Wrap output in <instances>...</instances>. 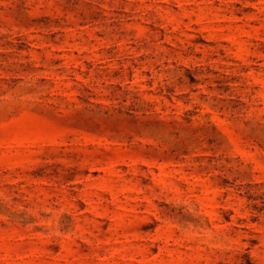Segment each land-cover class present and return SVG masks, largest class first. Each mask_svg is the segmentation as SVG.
I'll list each match as a JSON object with an SVG mask.
<instances>
[{
	"label": "rangeland",
	"instance_id": "1",
	"mask_svg": "<svg viewBox=\"0 0 264 264\" xmlns=\"http://www.w3.org/2000/svg\"><path fill=\"white\" fill-rule=\"evenodd\" d=\"M0 264H264V0H0Z\"/></svg>",
	"mask_w": 264,
	"mask_h": 264
}]
</instances>
